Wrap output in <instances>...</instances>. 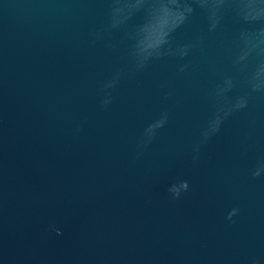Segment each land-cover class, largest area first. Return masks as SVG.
I'll return each instance as SVG.
<instances>
[{"label":"water","instance_id":"95a60500","mask_svg":"<svg viewBox=\"0 0 264 264\" xmlns=\"http://www.w3.org/2000/svg\"><path fill=\"white\" fill-rule=\"evenodd\" d=\"M0 264H264V0H0Z\"/></svg>","mask_w":264,"mask_h":264},{"label":"clouds","instance_id":"9594fccd","mask_svg":"<svg viewBox=\"0 0 264 264\" xmlns=\"http://www.w3.org/2000/svg\"><path fill=\"white\" fill-rule=\"evenodd\" d=\"M104 103H107V101H105ZM244 106V102H241L239 107H243ZM226 114V113H225ZM163 123V118H161L160 120H157L155 123L151 124L149 127L154 129L156 127H159L161 124ZM217 127H213L212 131H215ZM257 173H253V175H256ZM185 189H187V185L185 184ZM169 191L173 192V195H178L179 192L174 191L171 187L169 188ZM237 212L236 208H233L229 211L228 213V217L231 218L235 213ZM57 234H59V229L56 230Z\"/></svg>","mask_w":264,"mask_h":264}]
</instances>
